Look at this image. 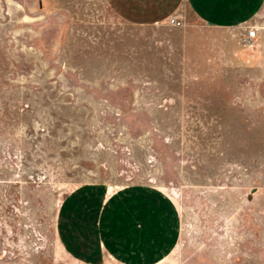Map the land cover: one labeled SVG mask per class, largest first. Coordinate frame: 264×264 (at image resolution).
I'll use <instances>...</instances> for the list:
<instances>
[{
  "label": "rangeland",
  "instance_id": "rangeland-1",
  "mask_svg": "<svg viewBox=\"0 0 264 264\" xmlns=\"http://www.w3.org/2000/svg\"><path fill=\"white\" fill-rule=\"evenodd\" d=\"M256 2L175 26L0 0V264H264Z\"/></svg>",
  "mask_w": 264,
  "mask_h": 264
},
{
  "label": "crops",
  "instance_id": "crops-1",
  "mask_svg": "<svg viewBox=\"0 0 264 264\" xmlns=\"http://www.w3.org/2000/svg\"><path fill=\"white\" fill-rule=\"evenodd\" d=\"M113 9L125 20L135 22H162L168 16L179 11L185 10L194 17L204 21H228L233 16L241 18L246 16L249 11H253L257 6V0H109ZM120 193L115 195L111 201L118 203ZM109 206V204H108ZM136 237V233H134ZM152 238V236L150 237ZM110 248L113 243L107 242ZM140 242V241H138ZM134 239L133 246L137 243ZM161 244V242L159 243Z\"/></svg>",
  "mask_w": 264,
  "mask_h": 264
},
{
  "label": "built area",
  "instance_id": "built-area-1",
  "mask_svg": "<svg viewBox=\"0 0 264 264\" xmlns=\"http://www.w3.org/2000/svg\"><path fill=\"white\" fill-rule=\"evenodd\" d=\"M168 22L172 25L179 26L183 24V18L181 15L174 14L168 18ZM257 38V30L254 27L248 28L244 33V40L252 44Z\"/></svg>",
  "mask_w": 264,
  "mask_h": 264
}]
</instances>
